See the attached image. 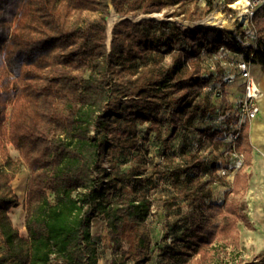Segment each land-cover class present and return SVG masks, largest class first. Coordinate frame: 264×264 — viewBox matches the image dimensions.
<instances>
[{"label":"trees","instance_id":"1","mask_svg":"<svg viewBox=\"0 0 264 264\" xmlns=\"http://www.w3.org/2000/svg\"><path fill=\"white\" fill-rule=\"evenodd\" d=\"M197 1L0 0V133L19 153L16 162L0 160V264H99L96 219L106 222L114 252L123 255L114 264H145L153 255L147 225L157 201L180 216L170 230L183 246L164 252L175 264L200 253L210 261L206 249L217 242L239 246L246 218L236 198L247 175L236 173L227 193L233 197L220 204L215 188L226 182L218 170L231 143L214 124L220 109L206 89L221 85L223 71L202 65L226 48L264 69V7L253 19L256 43L241 25L227 31L126 19L114 26L109 47V2L128 16ZM162 113L169 121L160 162L148 157L137 128L150 123L151 140ZM249 129L237 141L246 165ZM23 168L26 237L10 215L21 205L12 183Z\"/></svg>","mask_w":264,"mask_h":264},{"label":"rangeland","instance_id":"2","mask_svg":"<svg viewBox=\"0 0 264 264\" xmlns=\"http://www.w3.org/2000/svg\"><path fill=\"white\" fill-rule=\"evenodd\" d=\"M213 1V8L207 4V0H200L190 5H186L180 8L167 9L163 13L152 15L138 12L137 14L124 16L117 13L114 8H111V16L108 19V32L110 37L109 47L111 46L114 23L116 25L121 19L125 17L133 22L150 20L153 18V20L172 21L185 28L203 27L234 31L237 28V25L233 21V18H228V15L230 13L229 8H226V0ZM174 11H182L184 12V14L178 18L167 19L165 17L166 13H172ZM215 15H218V17L225 21L223 27L204 26L201 24L208 18L214 17ZM246 32L249 36L247 38L248 41L252 43V40H254L252 37L256 32L255 27L251 26V28H246ZM233 58L234 57L229 55V57H227L226 59V62L230 63L231 61H233ZM171 61L172 57H167L166 62L170 63ZM202 66L206 68L207 65L203 63ZM252 74L258 84H261L262 82V85H264V69L252 64ZM262 85L261 89L263 88ZM242 89V82L237 79L231 86L226 87L222 98H216L215 94H211L210 97L212 101H215V105L217 108L224 110L225 107H230L231 105L235 104L237 99H239L242 95ZM117 106H119V103H116L115 101L111 102L110 107L112 109H116ZM160 116L162 118L163 124L161 123L159 130L153 132L150 135L151 140H145L147 130L150 127V123L139 125L137 130L139 138L143 141L142 147L149 153L148 157L150 159L162 162L161 159H159V153L164 152L165 147L163 146V140L168 139V123L166 122L169 121V119L168 116L164 113H162V115ZM164 121L166 122L164 123ZM262 126L264 127V125ZM258 132L255 133V127L251 128V144L252 151L255 153V156L252 161V165L247 169L250 181L249 187L245 192L237 195L236 198L238 203L242 207V213L246 218V220L240 221L238 226V233L240 237L239 246L236 247L231 244L217 242L213 246H209L206 249L208 250L207 254L211 257L210 261L208 259H206L205 261H201L202 253H200L194 257L190 256L189 258H187V262H184L183 264H198V262H200L201 264H245L250 261H253L255 264H264V130L262 132ZM181 140H183V138H181L180 136H176L173 143H177L180 145L182 142ZM207 151L209 152L210 149H207ZM6 157H8L11 161L16 162L19 160V153L9 143L8 139L5 136H2V134L0 133V160H3L5 162ZM226 164L229 163H227L226 161ZM104 167H106L107 169H110L111 167L107 159L105 160ZM28 179L29 171L23 168L21 173L18 174L17 178L12 183L14 192L18 196L21 205L18 208L13 209L10 215L15 227L24 237H26V214L24 205L28 193ZM232 186L233 184H223L218 185L215 188V196L220 204L226 198L230 199L233 197L232 194L227 195ZM163 191H165V189H163V183L159 181L156 192L162 193ZM156 192H153L152 194L155 195ZM182 207V213H185L186 206L182 205ZM162 211L164 214L162 213ZM152 213L153 216H151L150 220L148 221L147 231L151 236V250L153 251V255L145 264H175L168 258L164 257V252L171 249V247L180 248L183 246V243L177 241V233L171 234L170 230V227L173 226L177 221H179L180 216L176 215L175 212L168 214L169 211L166 210L162 201H157L154 204ZM190 213H192L191 210ZM182 215L183 214H181V216ZM219 220V216L213 217V221ZM93 234L96 241L98 242L99 264H114V262H118L119 258H122V253H115L113 250L112 241L109 235V229L103 219L94 220ZM129 249L130 245L128 243H125L122 252L127 253ZM126 264H133L132 259L127 260Z\"/></svg>","mask_w":264,"mask_h":264},{"label":"built area","instance_id":"3","mask_svg":"<svg viewBox=\"0 0 264 264\" xmlns=\"http://www.w3.org/2000/svg\"><path fill=\"white\" fill-rule=\"evenodd\" d=\"M263 7L264 0H234V2L226 5L230 13L228 18H233L237 26L241 25L245 29L254 27L253 19L257 11ZM252 38L256 43V32ZM229 55L234 57L230 63L226 62ZM204 63L207 65L206 68L214 73L219 70L223 71L221 85L213 90L211 87L206 89V91L215 94L216 98H222L226 87L231 86L237 79L243 85L242 95L235 104L226 111L220 109L217 117L214 118L215 126L224 130V140L231 143L230 149L225 153V160L230 166L225 164L218 170V175L225 179L226 185H231L234 182L236 172L245 165V155L238 149L237 141L244 126L251 127L257 119L261 110L260 101L263 97V91L252 74V62L232 53L229 49H220L207 58Z\"/></svg>","mask_w":264,"mask_h":264},{"label":"crops","instance_id":"4","mask_svg":"<svg viewBox=\"0 0 264 264\" xmlns=\"http://www.w3.org/2000/svg\"><path fill=\"white\" fill-rule=\"evenodd\" d=\"M260 85V87H261V85H262V82H261V84H259ZM262 89H263V97H262V99H261V101H260V107H261V110H260V113H259V115H258V117H257V119L252 123V126L250 127V129H249V133H250V143H251V128L252 127H255V133L257 132V131H260V132H262L263 130H264V127L262 126V125H264V85H262ZM260 127V128H259ZM259 133V132H258ZM260 134V133H259ZM255 136H257V135H255ZM257 139V138H256ZM252 145V144H251ZM254 156H255V153L252 151V159H251V162H250V164L249 165H244L245 167H243V169H241L240 171L238 170V172L237 173H239V174H241V175H243V174H245V175H247V189H248V187H249V183H250V181H249V174H248V172H247V169L252 165V161H253V159H254ZM246 189V190H247ZM245 190V191H246ZM244 191V192H245Z\"/></svg>","mask_w":264,"mask_h":264},{"label":"bare ground","instance_id":"5","mask_svg":"<svg viewBox=\"0 0 264 264\" xmlns=\"http://www.w3.org/2000/svg\"><path fill=\"white\" fill-rule=\"evenodd\" d=\"M224 22L225 21H223L220 17H218V15H215L214 17L208 18L206 21L202 22L201 24L204 25V26L223 27L224 26Z\"/></svg>","mask_w":264,"mask_h":264},{"label":"water","instance_id":"6","mask_svg":"<svg viewBox=\"0 0 264 264\" xmlns=\"http://www.w3.org/2000/svg\"><path fill=\"white\" fill-rule=\"evenodd\" d=\"M109 5H110V8H113L111 2H109ZM126 19H128V18L125 17V18L121 19L120 21H123V20H126ZM152 19H153V18H152ZM129 20H130V19H129ZM120 21H119V22H120ZM114 26H115V23H114L113 27H114Z\"/></svg>","mask_w":264,"mask_h":264}]
</instances>
